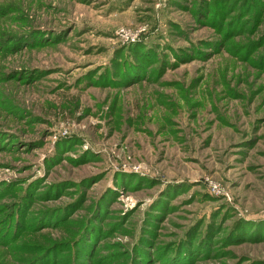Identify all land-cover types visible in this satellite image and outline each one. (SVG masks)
<instances>
[{
	"label": "rangeland",
	"instance_id": "1",
	"mask_svg": "<svg viewBox=\"0 0 264 264\" xmlns=\"http://www.w3.org/2000/svg\"><path fill=\"white\" fill-rule=\"evenodd\" d=\"M0 264H264V0H0Z\"/></svg>",
	"mask_w": 264,
	"mask_h": 264
}]
</instances>
